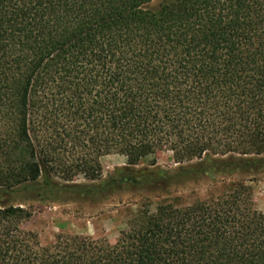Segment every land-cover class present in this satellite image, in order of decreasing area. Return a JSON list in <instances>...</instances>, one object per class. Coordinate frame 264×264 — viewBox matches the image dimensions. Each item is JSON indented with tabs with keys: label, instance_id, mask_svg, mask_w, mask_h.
<instances>
[{
	"label": "trees",
	"instance_id": "obj_1",
	"mask_svg": "<svg viewBox=\"0 0 264 264\" xmlns=\"http://www.w3.org/2000/svg\"><path fill=\"white\" fill-rule=\"evenodd\" d=\"M153 1L0 0V264H264V212L245 179L171 197L211 169L264 170V0ZM163 149L199 162L137 167ZM112 153L127 164L77 182L101 180ZM125 187L167 196L114 243L43 244L14 199Z\"/></svg>",
	"mask_w": 264,
	"mask_h": 264
},
{
	"label": "rangeland",
	"instance_id": "obj_2",
	"mask_svg": "<svg viewBox=\"0 0 264 264\" xmlns=\"http://www.w3.org/2000/svg\"><path fill=\"white\" fill-rule=\"evenodd\" d=\"M163 1L154 0L151 6L157 7ZM99 161L102 171L101 180L93 181L80 174L76 176L77 182L86 183L89 186L99 185L117 168L127 164L126 156L117 153L104 155ZM197 162H199L198 159L177 163L173 153L163 149L142 158L137 167L156 165L175 171ZM241 179H245L246 184L251 186L254 207L264 212V170L255 175H248L241 170L218 172L211 169L207 173L179 180V183L171 189V197L177 199L179 204H189L197 199L218 196L228 189L229 184ZM160 196L151 197V192L146 189L125 187L104 194L62 191L48 197L45 194L38 196L22 190L15 193L14 199L15 203L22 204L33 211V216L23 226L26 230L37 233L43 244L52 242L58 234L67 233L106 238L114 243L122 232L129 229L132 219L139 210L149 205V209L154 211L158 201L167 194L161 193Z\"/></svg>",
	"mask_w": 264,
	"mask_h": 264
}]
</instances>
